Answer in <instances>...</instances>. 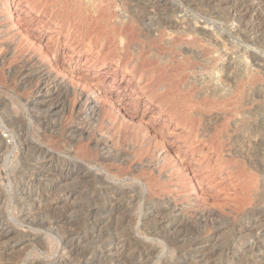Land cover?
<instances>
[{
    "label": "rangeland",
    "instance_id": "rangeland-1",
    "mask_svg": "<svg viewBox=\"0 0 264 264\" xmlns=\"http://www.w3.org/2000/svg\"><path fill=\"white\" fill-rule=\"evenodd\" d=\"M142 2L0 0V264H264V0Z\"/></svg>",
    "mask_w": 264,
    "mask_h": 264
},
{
    "label": "bare ground",
    "instance_id": "bare-ground-1",
    "mask_svg": "<svg viewBox=\"0 0 264 264\" xmlns=\"http://www.w3.org/2000/svg\"><path fill=\"white\" fill-rule=\"evenodd\" d=\"M69 1V0H68ZM77 1V0H76ZM91 1V0H90ZM131 1V0H130ZM136 3H135V8L137 7V8H141V7H143V3L145 2H142L143 0H134ZM49 2V1H48ZM64 2V1H63ZM62 2V3H63ZM71 2V1H70ZM69 2V3H70ZM78 2H79V0H78ZM122 2V1H121ZM133 2V1H132ZM230 2H231V0H230ZM72 3V2H71ZM85 3V2H84ZM125 3V2H124ZM207 3V2H206ZM75 4H77V2L75 3ZM79 4V3H78ZM123 4V3H122ZM145 4V3H144ZM81 5L83 6V4L81 3ZM85 5V4H84ZM156 5V8H157V4H155ZM71 6V5H70ZM70 6H69V8H70ZM73 6V5H72ZM91 6H92V4H91ZM74 7H76V5H74ZM73 7V8H74ZM127 7V6H126ZM68 8V9H69ZM71 9H72V7H71ZM77 9V8H76ZM79 9H80V7H79ZM87 9V8H86ZM144 9V11H145V8H143ZM158 9H159V7H158ZM211 9V8H210ZM63 10V9H62ZM85 10V9H84ZM163 10V9H162ZM73 11V10H72ZM172 11H173V8H172V6L169 8V9H165V11L164 12H166V15H167V17L166 18H159V17H157V19H156V17L154 16L155 14H153L152 15V18H150L151 16L150 15H147V16H141L143 19H145V18H148V20H151L150 22H152V24L153 25H160V26H163V25H165V27L168 29V27L169 26H172L171 25V21H170V15L172 14ZM216 11V10H215ZM77 12V11H76ZM87 12V11H86ZM140 12V11H139ZM154 12V11H153ZM157 12V11H156ZM173 12H175V9H174V11ZM73 13H75L74 11H73ZM175 13H177V12H175ZM77 14H79V12L77 13ZM84 14V13H83ZM174 14V13H173ZM172 14V15H173ZM74 15H76V13L74 14ZM135 15H137V14H135ZM134 15V16H135ZM140 15V14H139ZM138 15V16H139ZM146 15V14H145ZM164 15V14H163ZM162 15V16H163ZM72 16H73V14H72ZM72 16H71V18H72ZM155 18H154V17ZM157 16V15H156ZM67 17V16H66ZM81 17V16H80ZM136 17V16H135ZM141 17H138V20L140 19H142ZM165 17V16H164ZM173 18V17H172ZM226 18V17H225ZM74 19V18H73ZM198 19V18H197ZM58 20V19H57ZM137 20V21H138ZM196 21V20H195ZM209 21V20H208ZM61 22V21H60ZM134 24H135V26H134V29H136V30H138L139 31V27H138V22H136V20H133L132 21ZM198 22V21H197ZM196 22V23H197ZM207 22V21H206ZM128 23V22H127ZM126 23V24H127ZM133 23H131V24H133ZM139 23H140V21H139ZM10 26V25H9ZM125 27H126V25H124ZM142 26H143V23H142ZM148 26H149V24H148ZM152 26V25H151ZM121 27V26H120ZM119 27V28H120ZM150 27V26H149ZM153 27V26H152ZM172 27H174V26H172ZM131 28V27H130ZM164 28V27H163ZM10 29V28H9ZM165 29V28H164ZM190 29V28H189ZM125 30V29H124ZM120 31V30H119ZM186 32V31H185ZM191 32V31H190ZM114 33V32H113ZM117 32H115V34H116ZM135 33V32H134ZM139 33H140V31H139ZM142 33V32H141ZM172 33V32H171ZM184 33V32H183ZM204 33V32H203ZM118 34V33H117ZM191 34V33H190ZM120 35V34H119ZM124 35V34H123ZM123 35H121V37L123 36ZM172 35V34H171ZM218 35V34H217ZM117 36V35H116ZM147 36V35H146ZM181 36V35H180ZM213 36H215V35H213ZM132 37V36H131ZM171 37V36H170ZM186 37V36H185ZM146 38V37H145ZM169 38V37H168ZM181 38V37H180ZM198 38V37H197ZM111 40H112V37H111ZM119 40H120V38H119ZM131 40V39H130ZM145 40V42L146 41H148V40H146V39H144ZM195 40H197L196 38H195ZM180 41H181V39H180ZM174 42V41H173ZM178 42V41H177ZM197 42H198V40H197ZM124 43H125V41H124ZM142 43H144V41L142 40ZM183 43V42H182ZM23 44V43H22ZM175 44V43H174ZM190 44V43H189ZM192 44V43H191ZM25 45V44H24ZM131 45H132V42L130 43L129 42V40L126 42V48H131ZM145 45V44H144ZM160 45V44H159ZM172 45H173V43H172ZM176 45V44H175ZM175 45H173V47H175ZM193 45V44H192ZM29 46V45H28ZM148 46V45H147ZM146 46V47H147ZM165 46V45H164ZM190 46V45H189ZM20 47V46H19ZM125 48V47H124ZM162 48V47H161ZM158 49V48H157ZM163 49V48H162ZM178 49V48H177ZM137 51V50H136ZM171 51V50H170ZM174 51H176L175 49H174ZM148 52V51H147ZM151 52H153V51H151ZM157 52V51H156ZM191 52V51H190ZM140 53H142V51L140 52ZM145 53H146V51H145ZM163 53V52H162ZM169 53V52H168ZM148 54V53H147ZM161 54V53H160ZM171 54V53H170ZM179 54V53H178ZM132 56V60H135V58L136 57H134V55L132 54V53H130V52H126L125 53V55H124V60H126V58L127 57H129V56ZM137 55H139L140 56V54H138L137 53ZM136 55V56H137ZM150 55V54H149ZM159 55V54H158ZM162 55V54H161ZM174 55V54H173ZM138 56V58L140 59V57ZM180 56H181V54H180ZM183 56H184V54H183ZM153 57V56H152ZM187 57V56H186ZM198 57V56H197ZM131 58V57H130ZM156 58H157V56H156ZM159 58V57H158ZM187 58H189V57H187ZM195 59L196 58V53L194 52L193 53V55L189 58V60L191 61L192 59ZM128 59V58H127ZM141 59H142V57H141ZM150 60L152 59V58H149ZM155 59V58H154ZM172 59V58H171ZM182 59H185V57L184 58H182ZM123 60V61H124ZM153 60V59H152ZM147 61H149V60H147ZM154 61V60H153ZM159 61V60H158ZM171 61V60H170ZM179 61V60H178ZM186 61H188V60H186ZM189 62V61H188ZM188 62H186L190 67H191V65L188 63ZM192 62H196V61H192ZM198 62V61H197ZM143 63H144V61H143ZM149 63H151V62H149ZM157 63V62H156ZM160 63V62H159ZM184 63V62H183ZM191 63V62H190ZM145 64V63H144ZM144 64H141L142 66L144 65ZM171 64V63H170ZM192 64V63H191ZM146 65V64H145ZM147 65H148V62H147ZM155 65V64H154ZM188 65H185V66H188ZM132 66V65H131ZM149 66V65H148ZM166 67H167V65H165ZM172 66V69H176V67L174 68L173 67V65H171ZM171 66H169V67H171ZM176 66L178 67V65L176 64ZM182 66H184V64H181V66L179 65V67H182ZM185 66H184V68L183 69H185ZM193 66V65H192ZM178 67V68H179ZM163 68H164V66H163ZM194 68V67H193ZM192 68V69H193ZM166 69V68H165ZM168 69H170V68H168ZM171 69V70H172ZM182 69V68H181ZM182 69V70H183ZM188 69V68H187ZM228 68H226V70H227ZM148 70V69H147ZM157 70V69H156ZM178 70V69H177ZM164 71V70H163ZM170 71V70H169ZM228 71V70H227ZM172 72H174V70L172 71ZM188 72V71H187ZM222 72V71H221ZM229 72V71H228ZM167 73H168V71H167ZM42 74V75H41ZM151 74V73H150ZM187 74V73H186ZM49 72H45V73H42V72H37L36 73V77H38L39 79H40V82H41V84H39V86H38V91L40 92V93H43L42 91L46 88V84H48V83H45V82H43V80H45V79H47V81H48V79H50L49 78ZM173 75V74H172ZM171 76V75H170ZM226 77H228L227 75H225ZM35 77V78H36ZM47 77V78H46ZM52 77V76H51ZM169 77V76H168ZM181 77H182V75H181ZM184 77V76H183ZM221 78H222V76H221ZM162 79V78H161ZM183 79V78H182ZM190 79V78H189ZM53 80V79H52ZM151 80V79H150ZM30 81V80H29ZM38 81V80H37ZM55 81H57V79L55 80ZM59 81V80H58ZM181 81V80H180ZM218 81H220L219 79H218ZM225 81H227V79L225 78ZM39 82V81H38ZM177 82V81H176ZM161 83V82H160ZM56 84V83H55ZM164 84V83H163ZM221 84V83H220ZM223 84H224V82H223ZM50 86V85H49ZM53 86V85H52ZM51 87V86H50ZM55 87H58V88H61L62 87V83H61V81L60 82H57V84L55 85ZM63 88V87H62ZM190 89V88H189ZM68 90V89H67ZM65 91V90H64ZM186 91H189V90H186ZM58 92V91H57ZM66 92V91H65ZM220 92V91H219ZM46 94V93H45ZM60 95V94H59ZM56 96H57V94H56ZM182 96V95H181ZM185 96H187V95H185ZM58 97V96H57ZM86 97V96H85ZM84 97V98H85ZM187 98H188V96H187ZM60 100V99H59ZM82 100H84L83 102H85V103H88L89 105H91V104H93L94 103V100L93 99H91V98H89V97H87V98H85V99H82ZM186 100V99H185ZM61 101V100H60ZM59 101V102H60ZM80 101V100H79ZM96 101V100H95ZM58 102V101H57ZM63 102V101H62ZM97 102V101H96ZM186 102V101H185ZM57 104V103H56ZM97 105V104H96ZM184 105V104H183ZM65 106V105H64ZM50 107H51V105H50ZM60 107V106H59ZM80 107V106H79ZM87 107V106H86ZM63 107H61L60 109H62ZM95 108V107H94ZM96 109V108H95ZM50 110H53V108L51 107L50 108ZM63 110V109H62ZM86 110V109H85ZM53 111H55V110H53ZM92 111V110H91ZM198 111V110H197ZM92 113V112H91ZM49 114V113H48ZM52 114V113H51ZM198 115V114H197ZM36 116V115H35ZM33 117V116H32ZM44 117V116H43ZM38 118V117H37ZM198 123H199V121H197ZM198 126H200V125H198ZM1 127V126H0ZM248 127H250V126H248ZM247 129V128H246ZM39 131V130H38ZM200 131V130H199ZM247 131V130H246ZM190 135V134H189ZM74 136V135H73ZM14 138V137H13ZM14 141V140H13ZM40 144V143H39ZM34 145V144H33ZM95 145V144H94ZM101 145H104V144H101ZM96 146V145H95ZM40 147V146H39ZM42 147V146H41ZM45 147V146H44ZM102 147V146H101ZM106 148V147H105ZM27 149V148H26ZM24 150V149H23ZM38 150V149H37ZM44 150V149H43ZM25 151V150H24ZM50 151V150H49ZM49 151H46L45 150V152H46V154L47 155H51L50 153H49ZM246 152H248L247 151V149H246ZM2 153V152H1ZM0 153V154H1ZM88 154H90V153H88ZM116 154V153H115ZM121 154V153H120ZM119 154V155H120ZM41 155V154H40ZM114 157H116V156H114ZM117 157H118V155H117ZM120 157V156H119ZM121 158H123L122 156L119 158V159H121ZM28 159V158H27ZM73 159V158H72ZM114 159V158H113ZM22 160V159H21ZM61 160V159H60ZM75 160V159H74ZM112 160V159H111ZM122 160V159H121ZM27 162V161H26ZM70 162V161H69ZM79 162V161H78ZM11 160H10V157L8 156L6 159H5V163H4V168H10L11 169V167L13 166V165H11ZM82 166H85L82 162H81V160H80V162H79ZM22 165V164H21ZM40 165V164H39ZM86 167V166H85ZM65 168V167H64ZM50 170V169H49ZM97 170H98V167H97ZM100 170V169H99ZM10 172V171H9ZM70 172V171H69ZM86 172V171H85ZM53 174V173H52ZM78 174V173H77ZM107 174V173H106ZM10 175V174H9ZM60 175V174H59ZM13 176V175H12ZM43 176V175H42ZM49 176V175H48ZM82 176V175H81ZM92 176V175H91ZM106 178V177H105ZM146 178V177H145ZM91 180V179H90ZM148 180V179H147ZM146 180V181H147ZM150 180V179H149ZM109 181V180H108ZM32 184V183H31ZM39 184V183H38ZM121 185V184H120ZM124 187V186H123ZM126 187V186H125ZM124 187V188H125ZM128 187V186H127ZM37 190V189H36ZM112 191V190H111ZM113 192V191H112ZM106 195V194H105ZM138 195V194H137ZM118 197V196H117ZM142 197V196H141ZM117 201V200H116ZM136 201V200H135ZM134 201V202H135ZM115 203V202H114ZM141 203V202H140ZM135 204V203H134ZM142 204V203H141ZM140 204V205H141ZM125 208V207H124ZM146 208V207H145ZM174 209L173 210H175L176 208H177V206L176 207H173ZM140 211V210H139ZM148 211V210H147ZM122 212V211H121ZM148 215V214H147ZM63 216V215H62ZM64 219V218H63ZM127 223V222H126ZM73 225V224H72ZM122 225V224H121ZM135 226V225H134ZM138 226V225H137ZM130 228V227H129ZM136 228V227H135ZM2 229V228H1ZM1 231V230H0ZM130 232V231H129ZM142 236V235H141ZM129 238V237H128ZM68 239V238H67ZM149 239V238H148ZM64 241V240H63ZM118 241V240H117ZM135 242V241H134ZM0 244H2V243H0ZM139 244V243H138ZM164 246V245H163ZM65 251V250H64ZM172 251V250H171ZM62 252V251H61ZM59 254V253H58ZM145 254V253H144ZM150 254V253H149ZM143 255V254H142Z\"/></svg>",
    "mask_w": 264,
    "mask_h": 264
}]
</instances>
